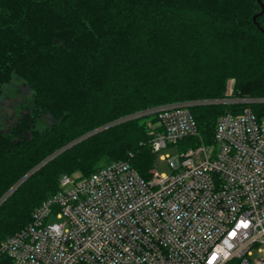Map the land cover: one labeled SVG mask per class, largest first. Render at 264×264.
Returning <instances> with one entry per match:
<instances>
[{
	"label": "trees",
	"instance_id": "trees-1",
	"mask_svg": "<svg viewBox=\"0 0 264 264\" xmlns=\"http://www.w3.org/2000/svg\"><path fill=\"white\" fill-rule=\"evenodd\" d=\"M264 0H0V102L19 80L30 110L0 129V244L25 229L60 191L126 161L147 178L158 156L149 115L194 102L199 136L214 143L218 119L264 103ZM264 30V13L257 18ZM229 85L231 93H229ZM0 264H12L3 256Z\"/></svg>",
	"mask_w": 264,
	"mask_h": 264
},
{
	"label": "built area",
	"instance_id": "built-area-1",
	"mask_svg": "<svg viewBox=\"0 0 264 264\" xmlns=\"http://www.w3.org/2000/svg\"><path fill=\"white\" fill-rule=\"evenodd\" d=\"M227 104L264 103L231 98ZM194 102L149 115L157 155L172 173L143 177L126 161L88 177L63 176L32 222L0 244L12 264H264V118L249 107L221 116L214 143L180 151L199 136ZM57 219L59 223L50 222Z\"/></svg>",
	"mask_w": 264,
	"mask_h": 264
},
{
	"label": "rangeland",
	"instance_id": "rangeland-1",
	"mask_svg": "<svg viewBox=\"0 0 264 264\" xmlns=\"http://www.w3.org/2000/svg\"><path fill=\"white\" fill-rule=\"evenodd\" d=\"M229 93H231V86L229 85ZM32 104V93L24 86L22 82L15 79L5 91L0 102V129L7 130L10 126L15 125L17 121L23 116L28 110H30ZM170 156L171 158L179 157L178 149L171 147L164 150L155 160V170L158 174L171 175L172 169L168 161L161 160V156ZM50 222L59 223L57 219H51Z\"/></svg>",
	"mask_w": 264,
	"mask_h": 264
},
{
	"label": "water",
	"instance_id": "water-1",
	"mask_svg": "<svg viewBox=\"0 0 264 264\" xmlns=\"http://www.w3.org/2000/svg\"><path fill=\"white\" fill-rule=\"evenodd\" d=\"M261 8H262L261 12H257V13L254 15V17H253V21H254V23L258 26L259 30L264 34V30H263V29L261 28V26L257 23V18H258L261 14L264 13V5H263V4H261Z\"/></svg>",
	"mask_w": 264,
	"mask_h": 264
}]
</instances>
